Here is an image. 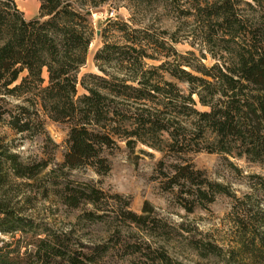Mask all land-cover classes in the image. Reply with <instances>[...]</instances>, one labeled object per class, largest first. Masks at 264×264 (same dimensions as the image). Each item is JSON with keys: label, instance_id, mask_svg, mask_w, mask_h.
Returning a JSON list of instances; mask_svg holds the SVG:
<instances>
[{"label": "trees", "instance_id": "obj_1", "mask_svg": "<svg viewBox=\"0 0 264 264\" xmlns=\"http://www.w3.org/2000/svg\"><path fill=\"white\" fill-rule=\"evenodd\" d=\"M38 1V15L26 19L16 0H0V100L22 99L0 110V120L4 116L15 132L42 138L44 153L23 161L0 139V264L98 263L104 244L102 251L99 246L84 250L40 228L18 206L29 196L18 198L11 188L16 179L33 180L45 171L46 197L71 208L89 204L92 209L82 216L102 220L104 191L90 183L71 186L68 171L91 167L108 173V156L121 143L130 151L142 146L162 153L157 178L164 190L175 191L186 212L207 207L219 194L239 200L228 184L196 168L190 154L219 153L237 173L241 170L232 158L264 169V0H125L142 17L107 18L99 33L103 44L93 57L100 72L81 78L95 34L91 14L109 0ZM160 10L175 21L173 28L144 21ZM182 40L194 50L179 52L175 44ZM207 57L211 65L203 62ZM78 85L84 90L80 95ZM45 118L68 125L61 163L54 161L58 145ZM248 177L264 192V176ZM129 207L127 198L116 211L147 235L165 242L172 238L173 229L151 216L154 207L148 201L140 213ZM237 229L238 264L264 261V234L256 221L237 218ZM144 243L155 253L153 262L184 264L164 246ZM195 245L204 247L203 255L222 251L212 242ZM123 247L125 254L141 251L135 242Z\"/></svg>", "mask_w": 264, "mask_h": 264}, {"label": "rangeland", "instance_id": "obj_2", "mask_svg": "<svg viewBox=\"0 0 264 264\" xmlns=\"http://www.w3.org/2000/svg\"><path fill=\"white\" fill-rule=\"evenodd\" d=\"M15 4L26 19L36 17L39 13L38 0H16ZM133 14L136 18L142 17L136 12L133 13L131 5L125 0H109L93 9L91 20L95 34L88 49L86 62L79 69L78 78L85 73L100 72L93 57L95 51L103 44L104 39L99 33L107 18L129 21ZM144 21H154L157 26L168 29L176 25L175 21L161 10L159 13H148ZM109 40L113 41L115 37L110 36ZM175 47L181 53L194 50L187 40L176 43ZM195 53L198 55L197 50ZM203 62L211 65L214 61L207 57ZM44 76L46 77L45 73ZM180 85L185 87L184 84ZM83 92L78 85V95ZM21 100L4 98L0 100V110L13 108L15 104L21 103ZM1 118L0 139L11 151L19 154L21 160L30 162L44 155L42 138H30L25 133H17L7 125L4 116ZM45 127L50 138L58 145L54 150V161L61 163L68 125L45 118ZM139 148L148 153L141 152ZM108 157L110 170L106 174H97L91 167H82L69 170L67 176L73 182L71 186L82 187L90 183L104 191L106 202L99 207L106 212L102 220L92 222L82 216L85 209H92L89 204L71 208L52 195L46 197L44 186H47L49 181L45 171L33 180L16 179L11 193L18 192V198H22L23 194L29 196L28 200L23 198L18 205L24 209L23 213L39 223L40 228L46 227L60 234L69 244L84 250L96 246L101 248L104 244L107 250L96 264H157L152 259L155 253L145 246L144 241L150 243L151 248L161 249L159 246H164L169 255L184 264H238L240 257L234 252L237 246V218L256 221L259 232L264 234V192L259 190L261 185L257 179L248 177L250 174L264 176V169L258 164L232 158L241 170L237 173L219 153L205 149L191 153L190 159L196 168L204 170L211 180L228 184L239 200L235 201L230 196L219 194L207 207L197 206L192 212H186L177 201L175 191L164 190L161 179L157 178L156 165L162 157L161 152L142 146L130 151L121 143ZM114 193L120 194L122 199L112 197L111 194ZM127 198L130 199V210L136 213H140L144 201H148L154 207L151 216L166 222L169 231L173 229L169 232L172 238L165 242L157 236L147 235L118 214L117 205L123 204ZM127 242L137 243L141 246V251L125 254L123 244ZM209 242L221 246L220 255H203L204 247H200V251L194 248L195 244L203 246ZM103 249L104 247L100 250ZM244 264H264V261L251 263L247 260Z\"/></svg>", "mask_w": 264, "mask_h": 264}]
</instances>
